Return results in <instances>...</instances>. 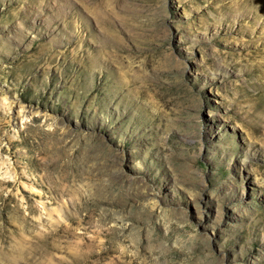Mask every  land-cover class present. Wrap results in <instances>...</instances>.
I'll return each mask as SVG.
<instances>
[{"label":"rangeland","instance_id":"374dc122","mask_svg":"<svg viewBox=\"0 0 264 264\" xmlns=\"http://www.w3.org/2000/svg\"><path fill=\"white\" fill-rule=\"evenodd\" d=\"M76 243L264 264V0H0V264Z\"/></svg>","mask_w":264,"mask_h":264},{"label":"bare ground","instance_id":"6f19581e","mask_svg":"<svg viewBox=\"0 0 264 264\" xmlns=\"http://www.w3.org/2000/svg\"><path fill=\"white\" fill-rule=\"evenodd\" d=\"M22 109V108H21ZM21 109H20V111H21ZM20 111H17L16 112V115L17 116H20L21 115V113L22 112H20ZM15 121H16V119L14 118V120H13V122H14V125L16 124L15 123ZM15 129V128H14ZM8 173V172H7ZM13 173V172H12ZM9 175H10V177L11 178H13L14 180H16V178H14V176H13V174H11L10 172H9ZM27 187H29V189L31 188V189H33L34 188V186H27ZM27 189V188H26ZM40 197V201H41V196H39ZM22 199V198H21ZM22 201H23V199H22ZM25 201V204H27L28 203V201H27V199H25L24 200ZM40 204L42 205V206H44L45 205V203H43V201L42 202H40ZM45 207V206H44ZM43 210H44V208H42ZM55 212H57V209L55 210ZM43 215V214H42ZM18 217V216H17ZM67 232V231H66ZM68 235H69V237L71 236L72 237V234H70L69 232L67 233ZM68 235H66L67 236V238H68ZM85 248V244H79L78 243V245H77V243H76V247H75V250H76V252H74V253H72L71 254V260H67V261H65V262H62V264H84V258H85V251L83 250ZM74 250V251H75Z\"/></svg>","mask_w":264,"mask_h":264}]
</instances>
